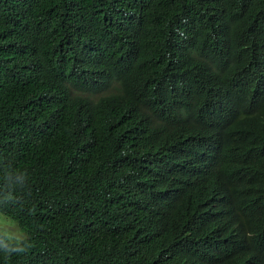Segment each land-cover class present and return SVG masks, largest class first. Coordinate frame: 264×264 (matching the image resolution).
<instances>
[{"label": "trees", "instance_id": "obj_1", "mask_svg": "<svg viewBox=\"0 0 264 264\" xmlns=\"http://www.w3.org/2000/svg\"><path fill=\"white\" fill-rule=\"evenodd\" d=\"M0 212V264L263 259L264 0H0Z\"/></svg>", "mask_w": 264, "mask_h": 264}, {"label": "clouds", "instance_id": "obj_2", "mask_svg": "<svg viewBox=\"0 0 264 264\" xmlns=\"http://www.w3.org/2000/svg\"><path fill=\"white\" fill-rule=\"evenodd\" d=\"M74 124L81 127V129L77 131L78 133H80L82 135L86 133L85 128L81 126V124H80V122L78 120V117H76ZM196 145H197V143L190 150V152H189L190 154H193L194 152H196ZM39 159H40V156L37 157V159L34 161L33 169L37 167V165H38L37 162H38ZM89 176H90L89 169H87V173H86L85 177L89 178ZM97 187L102 189V190H104V191H106V192H109V193L121 192L112 182H109V181H107L105 183H102L100 185H97ZM214 217H215V221H216L218 219L217 218L218 216L217 215L214 216V214L211 213L208 216L206 221H210L211 219H214ZM11 219L14 220V218H12V217H11ZM16 224L20 228V226H19V224L17 222H16ZM13 227L17 228L18 231H19L18 227H16V226H13ZM20 234L22 235V238H15L13 235L11 237L10 236L5 237L6 239H8L10 241V244H8L6 246V248L8 249L6 251H8V252H11V251H16V252L24 251V249L21 246V244L23 243V241H21V240L24 238V234L23 233H20ZM259 240L260 241H259L258 244L260 245V248L264 251V237H261ZM183 245H184L185 248H191V246L188 245V244H183ZM197 249L199 251H204V252H210V253L219 252L220 253V251L217 248V242L211 243L209 245L201 246V247H199ZM241 264H264V258L263 259H256L255 257L251 256L250 254L249 255L247 254L246 256L243 257Z\"/></svg>", "mask_w": 264, "mask_h": 264}, {"label": "rangeland", "instance_id": "obj_3", "mask_svg": "<svg viewBox=\"0 0 264 264\" xmlns=\"http://www.w3.org/2000/svg\"><path fill=\"white\" fill-rule=\"evenodd\" d=\"M13 226L18 227L13 219L4 216L0 212V233L2 234V236L11 237L13 235L15 238H22V235L20 233H23L24 235L25 233L19 227L18 228L20 232L17 228H14Z\"/></svg>", "mask_w": 264, "mask_h": 264}, {"label": "bare ground", "instance_id": "obj_4", "mask_svg": "<svg viewBox=\"0 0 264 264\" xmlns=\"http://www.w3.org/2000/svg\"><path fill=\"white\" fill-rule=\"evenodd\" d=\"M194 201V200H193Z\"/></svg>", "mask_w": 264, "mask_h": 264}]
</instances>
